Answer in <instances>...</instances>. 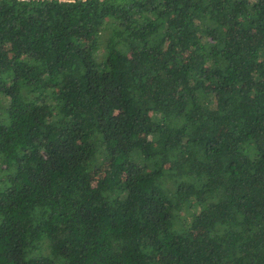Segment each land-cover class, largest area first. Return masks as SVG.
<instances>
[{
  "label": "trees",
  "instance_id": "obj_1",
  "mask_svg": "<svg viewBox=\"0 0 264 264\" xmlns=\"http://www.w3.org/2000/svg\"><path fill=\"white\" fill-rule=\"evenodd\" d=\"M0 264H264V0H0Z\"/></svg>",
  "mask_w": 264,
  "mask_h": 264
}]
</instances>
